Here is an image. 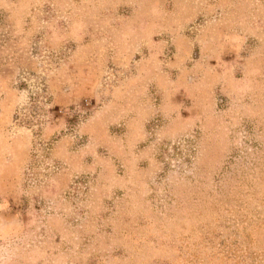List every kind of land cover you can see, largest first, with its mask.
<instances>
[{
	"label": "rangeland",
	"instance_id": "374dc122",
	"mask_svg": "<svg viewBox=\"0 0 264 264\" xmlns=\"http://www.w3.org/2000/svg\"><path fill=\"white\" fill-rule=\"evenodd\" d=\"M0 264H264V0H0Z\"/></svg>",
	"mask_w": 264,
	"mask_h": 264
}]
</instances>
